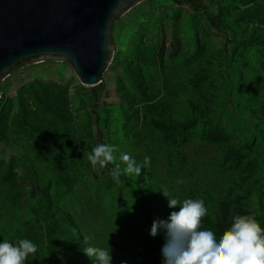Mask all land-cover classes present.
Masks as SVG:
<instances>
[{
    "label": "rangeland",
    "instance_id": "374dc122",
    "mask_svg": "<svg viewBox=\"0 0 264 264\" xmlns=\"http://www.w3.org/2000/svg\"><path fill=\"white\" fill-rule=\"evenodd\" d=\"M249 2H139L115 22L114 55L96 92L64 61L6 76L0 243L32 241L37 251L24 264H71L76 242L109 247L111 264H163L165 231L149 230L179 211L168 207L165 188L170 198L204 201L203 228L245 210L264 229V22L243 14ZM209 11L221 16L220 28ZM131 62L143 77L136 83ZM97 144L114 145L117 163L127 153L141 164L150 157V166L117 184L113 163L97 172L87 161ZM47 208L57 212L54 223ZM66 225L77 237L61 230Z\"/></svg>",
    "mask_w": 264,
    "mask_h": 264
},
{
    "label": "water",
    "instance_id": "95a60500",
    "mask_svg": "<svg viewBox=\"0 0 264 264\" xmlns=\"http://www.w3.org/2000/svg\"><path fill=\"white\" fill-rule=\"evenodd\" d=\"M141 1L0 0V83L53 60L69 63L82 85L100 84L114 55L115 22Z\"/></svg>",
    "mask_w": 264,
    "mask_h": 264
},
{
    "label": "clouds",
    "instance_id": "9594fccd",
    "mask_svg": "<svg viewBox=\"0 0 264 264\" xmlns=\"http://www.w3.org/2000/svg\"><path fill=\"white\" fill-rule=\"evenodd\" d=\"M115 150V146L109 144L93 147L87 154L92 170L98 172L113 163L115 167L110 176L121 184V175L139 177L142 168L150 166V157H145L141 164L127 153H121L120 163H117L113 155ZM161 191L169 208H179V211L170 212L167 220H153L149 230L152 237L165 231V243L161 248L163 264H264V229L253 216H235L231 227L218 239L211 229L201 226L207 214L203 200L179 201L170 198L166 188ZM36 251L37 246L29 239H18L15 243L5 240L0 243V264H24ZM83 251L89 258H95L96 264H111L109 247L88 246Z\"/></svg>",
    "mask_w": 264,
    "mask_h": 264
},
{
    "label": "trees",
    "instance_id": "16d2710c",
    "mask_svg": "<svg viewBox=\"0 0 264 264\" xmlns=\"http://www.w3.org/2000/svg\"><path fill=\"white\" fill-rule=\"evenodd\" d=\"M192 1H193V6H195V7H197V3H199V4L201 3V0H192ZM249 1H250L249 4H245L244 7L242 8L243 14L246 17L253 18V19L259 20L261 22H264V8L257 3H254L253 0H249ZM207 20L216 29L220 28V26L223 23L221 20V16L218 13H214L212 11H209L207 13ZM127 70L129 73H131V76H132L131 78L134 80V83H136L137 79H135L134 76H136V75L139 77L141 76V72H140L139 68L138 67L136 68V65H133V62H131L129 64V66L127 67ZM101 87H102V81L100 84L93 86L95 92L99 91L101 89ZM142 92H144V91H142ZM0 101H1V99H0ZM33 114H37V113L33 111ZM24 117H25V115H24ZM25 120H26V118H25ZM43 125L44 124L34 122L33 128L34 129H42ZM54 212L57 213L56 211H54L53 209H50V208H47L46 212H45L48 220L52 221L53 223L57 219ZM58 215H59V212H58ZM241 215H249V212H247L245 210H241V212H239L235 216H241ZM66 217L68 218V216L65 212H60V215L58 216L59 219L63 218L61 220H64V219L66 220ZM229 217H230V215H227V214L222 215V216L221 215L215 216L213 218V220L205 228L211 229L215 233L217 238L219 239V237L223 234V232L228 230L231 227V224L233 222V218L229 219ZM227 220H228V222H227ZM263 222H264V219H263ZM61 230L68 236L75 234V236L77 237V235H78V233L76 232V228L72 227V226L66 225ZM69 244H73L72 241H69ZM76 244H78V246L73 245L71 248V253L73 255L72 256L70 255V263L71 264H96L95 258H89L88 257V260L84 261L83 259L75 257L76 252H79L80 254H85L83 251L84 246L82 247V243L76 242Z\"/></svg>",
    "mask_w": 264,
    "mask_h": 264
}]
</instances>
